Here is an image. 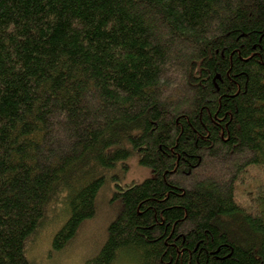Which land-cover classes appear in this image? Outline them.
<instances>
[{"label":"trees","instance_id":"16d2710c","mask_svg":"<svg viewBox=\"0 0 264 264\" xmlns=\"http://www.w3.org/2000/svg\"><path fill=\"white\" fill-rule=\"evenodd\" d=\"M134 150L85 264H264V0H0V264L55 198L64 246Z\"/></svg>","mask_w":264,"mask_h":264},{"label":"rangeland","instance_id":"374dc122","mask_svg":"<svg viewBox=\"0 0 264 264\" xmlns=\"http://www.w3.org/2000/svg\"><path fill=\"white\" fill-rule=\"evenodd\" d=\"M140 152L119 160L111 167L99 166L104 183L94 201V213L78 227L75 235L62 247L53 244L54 235L70 216V198H55L46 216L34 231L25 246V255L31 264H85L95 258L108 237L109 225L119 216L122 203L115 193L138 184L152 175L149 167L139 161ZM238 198H245L238 193ZM115 264H134L127 256Z\"/></svg>","mask_w":264,"mask_h":264}]
</instances>
